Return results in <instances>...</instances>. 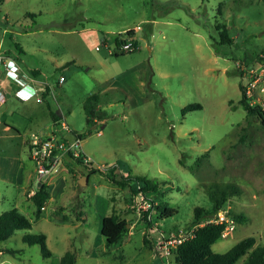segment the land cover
Here are the masks:
<instances>
[{
  "label": "rangeland",
  "instance_id": "1",
  "mask_svg": "<svg viewBox=\"0 0 264 264\" xmlns=\"http://www.w3.org/2000/svg\"><path fill=\"white\" fill-rule=\"evenodd\" d=\"M223 27L229 42L219 34ZM131 28L136 48L114 55L115 35ZM0 52L47 90L44 101L81 135L80 154L89 157L78 167L60 159L47 179L54 203L47 200L37 216L10 182L16 163L7 156L25 159V151L16 143L3 147L12 140L0 139V213L16 207L32 222L0 242V264H61L66 253L73 254L72 264H163L143 234L154 246L155 227L188 226L195 207L210 208L208 188L226 183L241 189L218 211L234 228L212 250L223 253L251 235L255 246H264V128L239 104L241 83L252 103L264 106V0H5ZM60 75L65 81L58 84ZM93 94L101 118L87 124L83 104ZM39 97L26 106L13 97L8 105L16 113L22 107L44 112L45 119H32L28 128L43 134L34 129L53 120ZM192 103L201 108L183 112ZM110 169L117 178L161 182L157 199L175 213L161 219L151 210L148 228L143 212L129 207V188L108 179ZM112 212L131 224L129 235L108 247L100 228ZM234 214L246 220L238 223ZM39 233L49 258L22 241L24 234Z\"/></svg>",
  "mask_w": 264,
  "mask_h": 264
},
{
  "label": "trees",
  "instance_id": "2",
  "mask_svg": "<svg viewBox=\"0 0 264 264\" xmlns=\"http://www.w3.org/2000/svg\"><path fill=\"white\" fill-rule=\"evenodd\" d=\"M5 0H0V5L4 3ZM29 15V14H28ZM219 28V26H217ZM223 42H229L226 29L219 32ZM129 37L133 38L135 44V31L131 29H126L123 32L117 33L114 38V42L119 46L120 43L125 42ZM136 46V45H135ZM133 51V50H132ZM130 52V51H129ZM114 55H120L122 52H113ZM260 61H264V53ZM245 71L240 70L243 74ZM35 76V72L31 71ZM240 99L239 104L245 111L247 116L255 117L264 128V107L258 103H252V96H249L246 92V87L239 84ZM47 90L43 93L46 95ZM42 97V95H41ZM98 94H93L87 97L83 104V108L87 115L86 123L93 124V119L101 118L99 111L95 109L96 103H98ZM201 108L199 103L188 104L183 107V112ZM50 111L51 119L58 125L60 119L59 113ZM97 117V118H96ZM81 139V135L78 134ZM71 164L75 166H80L83 162L78 158H70ZM98 169L90 168V172L94 173ZM108 179L115 184L120 186H127L129 188L131 198L135 196L138 192L149 199L152 202L151 210H154L159 218H164L171 216L175 213V209L168 205L166 201H158L157 198L160 197L163 190H161V182L153 179H149L143 176H121L117 178L113 169H110L106 174ZM135 181L137 187L134 189L131 183ZM165 183V182H162ZM241 194V189L238 185L232 183H226L224 185L213 184L208 188V197L211 203L210 208L195 207L193 212V219L190 222L199 223L202 220L207 219L212 214H216L221 207L228 201L232 196H239ZM50 198V191L48 189V184L43 180L40 182V186L31 196V201L34 206V213L38 216L41 215L43 211L42 207H45V203ZM158 202H156V200ZM132 201V199H131ZM142 219L146 222L148 228L152 224V220L147 218L148 212L142 213ZM234 220L238 223H242L246 220L244 214H234L232 215ZM131 224L127 219H122L115 212L108 216H104L101 222L100 233L105 240L108 247H113L119 244L126 236L129 235V230L127 225ZM226 222L222 223H209L204 226H200L196 229L195 235L192 239L183 242L178 245L172 252L171 262L172 264H234L240 257L246 255L245 264H264V246H255L256 239L254 236H247L239 240L231 248L223 253L214 252L212 250V245L216 243L221 237L224 231ZM32 226V222L27 218L22 212H20L16 207H12L7 211L0 213V242L7 240L13 235L16 230L19 229H29ZM148 234H143V242L148 247L153 248V243L147 238ZM45 235L39 234H24L22 236V241L28 245L37 244L40 248L41 254L44 258L51 257L52 253L48 249L45 241ZM1 251V250H0ZM160 256V253L156 251ZM161 257V256H160ZM73 254L66 253L61 258V264H72Z\"/></svg>",
  "mask_w": 264,
  "mask_h": 264
},
{
  "label": "built area",
  "instance_id": "3",
  "mask_svg": "<svg viewBox=\"0 0 264 264\" xmlns=\"http://www.w3.org/2000/svg\"><path fill=\"white\" fill-rule=\"evenodd\" d=\"M139 28V26L136 27V29ZM135 48L136 46L133 42V38L129 37L125 42L119 44L117 52L126 53L134 50ZM0 66L2 67L5 74L17 84L18 89L15 92L17 98L27 101L36 96L34 87L28 82V80L34 81L33 78H26L24 72L13 59L0 53ZM64 81L65 77L60 75L58 78V84H61ZM246 92L248 94L249 90L246 89ZM4 100V93L0 90V105L4 102ZM38 100L42 101L41 96L38 98ZM58 124L66 133L71 132L69 126L61 118L59 119ZM80 143L81 139L78 135H73L71 138H67L63 135H58L56 132H53L48 136L31 132L27 139V145L29 158L35 167L36 180L41 182L49 177L50 174L55 170L60 159L64 157L72 159L78 158L83 163H88L89 157L80 154ZM151 206L152 202L145 198L141 192H138L135 196H133L131 204L129 205L131 209H134L140 213L148 212V219H151L149 216ZM44 208L45 207H42V209ZM222 222L227 223L222 233L223 237L227 231H230L234 228V224L232 219L226 218L221 214V212H217L215 215L209 216L207 219L202 220L199 223H192L188 226L176 227L174 230H159L157 227H155L157 233V237L154 242L155 250L160 253V259L162 260L163 264H171L173 250L183 242L192 239L198 227L209 223L217 224Z\"/></svg>",
  "mask_w": 264,
  "mask_h": 264
},
{
  "label": "crops",
  "instance_id": "4",
  "mask_svg": "<svg viewBox=\"0 0 264 264\" xmlns=\"http://www.w3.org/2000/svg\"><path fill=\"white\" fill-rule=\"evenodd\" d=\"M116 46L117 45L115 44L113 49H115ZM7 57L14 60V58L10 54ZM16 64L19 65L17 62H16ZM19 67H20V65H19ZM21 70H22V68H21ZM34 72H35V74H37L36 71H34ZM28 77H31V76L26 75V78H28ZM33 80L34 81L28 80L29 84L34 87V89L36 91V96L39 97L42 95V98H43L42 101H39V100H37V101L40 103H44V104L46 103L47 109H48L47 111H49V109L51 110V105L48 103V101L47 102L44 101L45 100L44 98L46 97V95L43 96V93L46 91L45 88H42V87L40 88L39 83H37L34 78H33ZM17 89H18L17 84L5 74L2 67L0 66V90L4 93V96H5L4 102L0 105V108L4 107L2 110H0V139H7L8 138V139L12 140V142H3V144H2L3 147L12 146V145L15 146L12 143H16L19 149H23L25 151V153H24L25 159H22L21 154H18L16 156L8 155L7 158L11 161H15V163H16L15 168L11 167V166L9 168L10 172H13L11 175L10 182H12L14 185H16L19 188L20 191H18V192L23 194V198L26 201H31V196L34 194V192L40 186V182L35 180V168H34V166L29 167L30 158H29V153H28V148H27V142H26L27 136L26 135L32 131V130L28 129L30 126L29 124L31 123L32 119L40 120V118L42 117L41 121H43L45 119V116H44V112L41 113L42 111H40V110L31 111L30 109L28 110L26 107L25 108L22 107V109H21L22 113H16L14 110H11L9 108L8 104H9L10 99H12L13 97H17L15 95V92L17 91ZM20 101L24 102L23 103L24 106H26V104L28 102V100L27 101L20 100ZM57 111L58 110L55 109L56 114H58ZM49 113H50V111H49ZM96 120L97 119H95V118L93 119L94 123ZM36 128L37 129H34V130H37L38 132H43L45 130V133H43L42 135L48 136L53 132L54 133L56 132L58 135H63L60 132V130H62L61 127L55 125L54 121L50 125H44V127H42L41 125H37ZM27 130H29V131H27ZM39 134H41V133H39ZM73 135H78V134L74 133L73 130H71L70 133H66V135H63V136H66L67 138H71ZM66 158L68 159L66 162L71 161L70 158H68V157H66ZM3 159H4V157L0 155V160H3ZM27 162H29V163H27ZM1 172L4 174L6 171H4V172L1 171ZM48 178L49 177H47L45 179V181L48 184V189L50 191V198L48 200L51 201L52 203H54V199L51 195L50 185H49L48 180H47ZM31 203H32V201H31ZM45 207H46V205H45ZM43 210H45V209H43Z\"/></svg>",
  "mask_w": 264,
  "mask_h": 264
},
{
  "label": "water",
  "instance_id": "5",
  "mask_svg": "<svg viewBox=\"0 0 264 264\" xmlns=\"http://www.w3.org/2000/svg\"><path fill=\"white\" fill-rule=\"evenodd\" d=\"M43 179H45V178H43ZM86 182H87V178H81V179L79 180V184H80V185H85ZM127 226H128V225H127Z\"/></svg>",
  "mask_w": 264,
  "mask_h": 264
}]
</instances>
